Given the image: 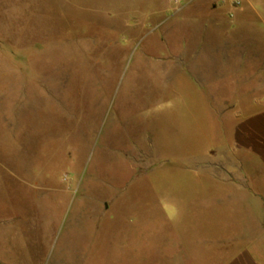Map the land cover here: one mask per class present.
<instances>
[{"label": "rangeland", "instance_id": "1", "mask_svg": "<svg viewBox=\"0 0 264 264\" xmlns=\"http://www.w3.org/2000/svg\"><path fill=\"white\" fill-rule=\"evenodd\" d=\"M69 6L0 62V264H149L264 107V0Z\"/></svg>", "mask_w": 264, "mask_h": 264}, {"label": "crops", "instance_id": "2", "mask_svg": "<svg viewBox=\"0 0 264 264\" xmlns=\"http://www.w3.org/2000/svg\"><path fill=\"white\" fill-rule=\"evenodd\" d=\"M71 10L69 0H0V62H6L10 49L20 48L22 34L36 32L46 18L69 15ZM155 11L146 17L160 13ZM229 141L236 160L210 172L224 195L168 207L179 210L165 218L177 236L165 240L162 252L148 250L144 256L152 260L149 264H264V107L236 124ZM250 157L256 162L251 164ZM180 208H224L232 227L221 230L204 212L183 217Z\"/></svg>", "mask_w": 264, "mask_h": 264}, {"label": "built area", "instance_id": "3", "mask_svg": "<svg viewBox=\"0 0 264 264\" xmlns=\"http://www.w3.org/2000/svg\"><path fill=\"white\" fill-rule=\"evenodd\" d=\"M235 3H238V0H235Z\"/></svg>", "mask_w": 264, "mask_h": 264}]
</instances>
